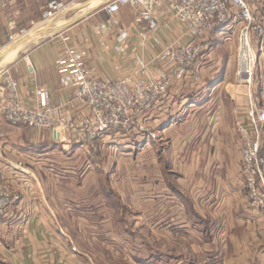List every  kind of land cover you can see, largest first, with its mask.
Instances as JSON below:
<instances>
[{"label": "crops", "instance_id": "0c3cea01", "mask_svg": "<svg viewBox=\"0 0 264 264\" xmlns=\"http://www.w3.org/2000/svg\"><path fill=\"white\" fill-rule=\"evenodd\" d=\"M108 1L103 0L101 10L59 32L57 39L19 57L20 51L36 44L40 36L56 33L65 23L58 25L57 18L47 21L9 44L10 35L35 20L29 0H3L0 42L7 49L0 53V69H10L20 81L26 107H35L39 87L48 92L54 105L72 97V91L62 87L57 67L68 46L84 47L86 63L97 77L135 79L141 61L149 64L153 54L162 53L182 34L172 13L165 9L155 13L159 31L147 33L140 13L127 6L116 19L126 24L129 39L121 52L115 51L119 33L105 9ZM251 7L264 28V0H251ZM242 26L237 19L215 31L227 36L231 31L240 32ZM254 46L259 63L253 93L258 106L264 107V53H260L258 38ZM161 67L152 65L149 73L157 75ZM232 76L229 71H218L210 77L201 76L199 84L174 86L147 120L156 130L157 139L150 140L155 150L144 141L146 147L123 155L117 169L107 175L103 198H116L130 217L124 218V225L131 226L117 237L105 233V240L118 242L121 251L136 252L138 264H264V215L249 209L241 175L240 139L234 131L233 109L248 123V89L232 83ZM113 137L117 136L110 137L108 143ZM33 142L29 130L0 119V163L16 174L7 177V184L20 196L7 216L0 218V264H88L87 256L70 244L69 236L49 214L50 199L39 189L32 168L34 152L29 145ZM117 176H121L119 184ZM199 253L207 260L200 262L195 257Z\"/></svg>", "mask_w": 264, "mask_h": 264}, {"label": "built area", "instance_id": "2783aa9c", "mask_svg": "<svg viewBox=\"0 0 264 264\" xmlns=\"http://www.w3.org/2000/svg\"><path fill=\"white\" fill-rule=\"evenodd\" d=\"M3 0H0V6ZM57 9V0H49ZM127 6L140 13L147 33L160 29L156 16L158 9L172 13L182 34L159 55L153 54L149 64L140 62L135 79L121 77L109 79L97 77L87 65L84 47L68 46L58 59L57 67L61 85L72 91V97L60 105L51 104L48 92L35 90L36 105L26 107L21 99L20 81L8 68L0 69V119L13 127L26 128L33 133H49L51 141L62 148L76 145L88 153H99L113 135L137 134L157 139L147 120L174 88L187 80L199 84V62L213 51L208 37L218 27L240 19L238 70L236 84L248 89L249 105L245 123L238 109L234 110L235 129L240 139L241 175L251 211L264 215V107H259L253 93L259 54L255 49L260 40V53H264V28L256 21L251 0H112L105 6L118 28L115 51L121 52L129 39L126 24L116 19ZM52 12L46 19H51ZM115 17V18H114ZM223 29V28H222ZM14 30V27L11 29ZM25 36L26 31H21ZM21 35L8 37L10 44ZM184 38L187 40L185 41ZM5 45L0 42V53ZM162 64L157 75L149 73V67ZM218 119V118H217ZM14 178L0 163V218L20 201V196L7 184V177Z\"/></svg>", "mask_w": 264, "mask_h": 264}, {"label": "rangeland", "instance_id": "374dc122", "mask_svg": "<svg viewBox=\"0 0 264 264\" xmlns=\"http://www.w3.org/2000/svg\"><path fill=\"white\" fill-rule=\"evenodd\" d=\"M102 3L103 0H57L58 8L54 10L47 0H29L28 4L34 14L35 23L26 25L16 34L21 35L20 32L23 30L26 32L37 31L38 25L50 20L46 19L50 12L56 17L61 16L57 18V24L61 22L64 24L89 14V12L101 10L103 8ZM47 34L40 36L36 44L20 51L19 57L45 41L57 39L60 33ZM21 37L26 36L21 35ZM213 37L219 38H216L213 43ZM239 37V30L231 31L227 36H218L217 31H213L208 37V41L215 45V52L212 51L208 57L199 62L200 75L210 77L218 71L220 74L229 71L234 75L232 76V83L238 85L235 78L238 70V47L237 49L235 47L237 44L239 45ZM5 49H7L6 45ZM202 63H204L203 66ZM218 63L219 65H217ZM202 67L203 69H201ZM185 82L193 85L191 80ZM193 89L194 93H197L195 88ZM235 109H233V114ZM183 114L185 115V113ZM197 115L200 117L202 113ZM172 116L175 118V115ZM215 118L218 120L217 117ZM149 127L156 133L153 127ZM234 131L237 133L235 126ZM29 132L34 141L30 143L29 148L34 152L32 168L40 182L39 189L43 188L45 196L50 199V203H48L49 214L54 218L60 230L69 236L70 244L75 249L78 248L83 251L87 256L88 264H138L135 260V256H138L136 252H128L125 249L121 251V248L117 246L118 242L109 244L108 240H105V233L117 237L122 235L124 229L131 225H124L123 223L124 218L129 220L130 217L129 215L126 216L127 213L122 209V204L117 202L116 198L106 200L103 196L107 187V175L110 176L117 169L120 158L123 155L136 154L137 147H146L144 141L147 142V146L152 147L151 151L153 152L155 150H153V141L134 133L127 136L117 135L99 153L91 154L80 148V145L71 148L57 146L49 140L51 138L49 133H33L30 130ZM236 135L239 136L238 133ZM129 167L131 168V166ZM120 177H116L118 179L117 184L121 182ZM135 211L137 212V210ZM115 218H118V224L117 222L115 224ZM105 222L107 223L104 224ZM127 223L130 224V221ZM150 242L151 245L154 244L151 239ZM116 249L120 253H116ZM195 257L200 262L207 260L205 254L199 253Z\"/></svg>", "mask_w": 264, "mask_h": 264}, {"label": "water", "instance_id": "95a60500", "mask_svg": "<svg viewBox=\"0 0 264 264\" xmlns=\"http://www.w3.org/2000/svg\"><path fill=\"white\" fill-rule=\"evenodd\" d=\"M110 1H112V0H109L108 3H109ZM91 13H93V12H89V14L82 15L81 17H77V18H76L74 21H72V22H69V23L67 22V23H65V25H64L63 27H61V28H60L58 31H56V32H61V31L65 30V29H67L68 27H71L72 25H74V23H76L77 21L83 19V18L86 17L87 15H90Z\"/></svg>", "mask_w": 264, "mask_h": 264}, {"label": "bare ground", "instance_id": "6f19581e", "mask_svg": "<svg viewBox=\"0 0 264 264\" xmlns=\"http://www.w3.org/2000/svg\"><path fill=\"white\" fill-rule=\"evenodd\" d=\"M62 13H63V12H62ZM55 17H56V16H53L52 19H50V20H48V21L54 20V19H56V18H58V17H61V16L58 15L56 18H55ZM46 22H47V21H46ZM59 24H61V23H58V25H59ZM44 27H45V26H44ZM42 28H43V27H42ZM23 50H24V49H23ZM15 55H16V54H15Z\"/></svg>", "mask_w": 264, "mask_h": 264}, {"label": "trees", "instance_id": "16d2710c", "mask_svg": "<svg viewBox=\"0 0 264 264\" xmlns=\"http://www.w3.org/2000/svg\"><path fill=\"white\" fill-rule=\"evenodd\" d=\"M223 27H224V26H223ZM223 27H220V28L218 27L216 30H220V29H222Z\"/></svg>", "mask_w": 264, "mask_h": 264}]
</instances>
